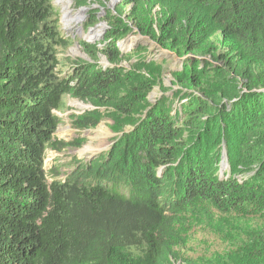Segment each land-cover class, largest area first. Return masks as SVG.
Listing matches in <instances>:
<instances>
[{"label": "trees", "instance_id": "1", "mask_svg": "<svg viewBox=\"0 0 264 264\" xmlns=\"http://www.w3.org/2000/svg\"><path fill=\"white\" fill-rule=\"evenodd\" d=\"M116 7L103 38L81 43L93 62L64 58L63 73L71 39L52 0H0V264H160L178 225L211 210L231 214L237 239L220 264H264V0ZM133 28L182 59L174 97L148 101L163 65L119 50ZM66 96L95 106L75 128L110 106L129 129L58 178L44 161L76 144L54 137Z\"/></svg>", "mask_w": 264, "mask_h": 264}, {"label": "rangeland", "instance_id": "2", "mask_svg": "<svg viewBox=\"0 0 264 264\" xmlns=\"http://www.w3.org/2000/svg\"><path fill=\"white\" fill-rule=\"evenodd\" d=\"M53 5L60 12V29L65 36L71 39L70 46L60 54V66L63 73L69 70L71 61L81 60L93 62L84 50L82 42L94 44L103 38L109 24L102 17L106 11H116V4L119 0H52ZM64 4V5H63ZM68 5V9L72 14L82 11L83 18L76 23L66 25L63 22V8ZM85 7V8H83ZM94 21V24L87 26L89 22ZM103 24V28L95 39L86 40L84 35L97 25ZM132 38L130 46L122 50L120 44ZM117 46L124 53H129L138 45L144 47L141 51L146 61L157 63V66L162 63L158 79L147 94V99L150 103H155L157 99L163 96L171 97L177 92V85L173 81L171 71L178 69L182 64V59L178 56L159 47L154 41L139 34L135 28L131 29L122 38L118 39ZM87 53H86V52ZM209 57V56H208ZM69 58V60H62ZM96 58V57H95ZM96 63L101 66H107V61L104 56L96 58ZM135 59L130 61H122L120 65L129 69ZM174 97V96H173ZM75 101L81 102L84 106H76ZM178 100L171 103L172 109L178 108ZM65 109L62 112H57L61 121L54 133V137L62 141H74L76 144L68 146L59 152L48 149L45 157V169L56 168L59 172L58 178H64L76 166L77 161L87 162L92 157L101 152L108 150L117 136H120L123 131H115L113 128H122L124 131L129 129L127 124L120 125L116 119L111 117L110 106H98L100 111V120L95 127L78 129L73 126L71 115L80 116L83 113L93 110L95 106L89 102L82 101L70 96L65 98ZM115 113V112H114ZM125 118L124 116H121ZM122 120V119H121ZM102 126V128H100ZM91 146L88 152L81 154V150ZM95 149V150H94ZM81 151V152H80ZM219 170L228 171L229 164L224 148L219 156ZM50 180V176H48ZM230 213H217L210 211L209 213L199 214L198 217L190 216L191 222L179 224L174 232L171 244L167 247L161 256L160 264H220L223 262L224 250H227L228 241H236V237L230 234H235L234 226L231 223ZM228 242V243H227Z\"/></svg>", "mask_w": 264, "mask_h": 264}, {"label": "bare ground", "instance_id": "3", "mask_svg": "<svg viewBox=\"0 0 264 264\" xmlns=\"http://www.w3.org/2000/svg\"><path fill=\"white\" fill-rule=\"evenodd\" d=\"M59 1L63 2L64 0H59ZM66 1L68 3L69 0H66ZM82 18H83V12L82 11H78V12L72 14L71 11L68 9V5L63 8V20H64L63 22H65L66 25H69L73 22L74 23L79 22ZM102 28H103V24H100L99 26L97 25L95 28H93L87 34L84 35L85 39L86 40L95 39L97 37V35L100 33V31L102 30ZM132 41H134V39H132V38H128V39L124 40L120 44L121 49L125 50L126 48H128ZM75 105L80 106V107L84 106L81 102H78V101H75ZM100 128H102V126H100ZM90 149H91V146H87L83 150H81L82 152L81 151L80 152H81V154H83L84 152H88Z\"/></svg>", "mask_w": 264, "mask_h": 264}, {"label": "water", "instance_id": "4", "mask_svg": "<svg viewBox=\"0 0 264 264\" xmlns=\"http://www.w3.org/2000/svg\"><path fill=\"white\" fill-rule=\"evenodd\" d=\"M120 1V0H119ZM83 8H85V7H83Z\"/></svg>", "mask_w": 264, "mask_h": 264}]
</instances>
